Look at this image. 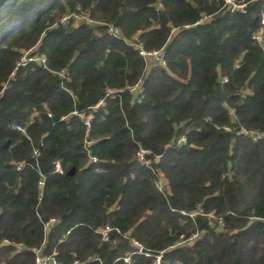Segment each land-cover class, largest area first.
Returning a JSON list of instances; mask_svg holds the SVG:
<instances>
[{
    "label": "trees",
    "instance_id": "trees-1",
    "mask_svg": "<svg viewBox=\"0 0 264 264\" xmlns=\"http://www.w3.org/2000/svg\"><path fill=\"white\" fill-rule=\"evenodd\" d=\"M233 1L244 11L222 0L0 2V264H35L34 249L56 264H152L133 241L162 251L160 264H264V40L252 39L264 0ZM78 6L96 22L61 23ZM138 30L165 67L145 72L128 42ZM25 51L45 62L16 68ZM140 78L135 102L125 87ZM74 111L92 113L89 127ZM198 205L224 228L180 212Z\"/></svg>",
    "mask_w": 264,
    "mask_h": 264
},
{
    "label": "built area",
    "instance_id": "built-area-1",
    "mask_svg": "<svg viewBox=\"0 0 264 264\" xmlns=\"http://www.w3.org/2000/svg\"><path fill=\"white\" fill-rule=\"evenodd\" d=\"M212 1H216V0H212ZM224 5L227 6L230 10H239V11H244V3H235L233 0H222ZM161 4L158 2L156 4V8H160ZM72 18L75 22H85V23H95L96 21L92 20L89 16V12L86 10H83L80 6H78L75 10L66 13L62 16L61 18V23L66 24L68 19ZM106 32L108 34L111 35H115L118 36L119 35V31L116 27H114L112 24H107V29ZM139 33L140 31L138 30L134 37L133 40H129V44L132 45L133 47L136 48L138 55H140L144 61V65H145V72H148L151 68L153 67H165L166 66V60H165V55H164V49L161 47L159 49L156 50H147L142 41H140L139 39ZM252 39L257 42L258 44L262 45L263 44V40H264V15H262L261 17V21H260V27L259 29H257L253 34H252ZM30 60H40L42 63L45 62V56L44 55H40V56H29V51H25L23 53V55L21 56V58L16 62V68L18 66H24L26 64L27 61ZM59 75L61 77H66V72L65 71H60ZM225 80V78L223 79ZM125 90L127 91V93L130 95L131 99L135 102H140L143 98V93H144V86H143V80L142 78H140L137 82H135L134 84L131 85H127L125 87ZM112 91H109V93H111ZM103 104V99H100L94 106H92V108H96L100 105ZM74 114L78 115L79 117H81L83 119V123L86 127H89V121L92 118V113H77V112H73ZM14 128L16 130H19L21 132H24L25 129L22 125H14ZM243 133L245 134H249L253 137V139H256L259 134L256 132H247L246 130H243ZM178 143H184L185 142V136L181 135L178 138ZM146 153V150L139 148L136 151V157L138 159V161H140L141 163H148L145 159H144V155ZM34 154H37V151H34ZM91 160L95 161L96 158L95 157H91ZM23 166L22 163H17L15 168L17 170L21 169ZM53 166H54V171L56 172H62L61 169V165L58 159H56L55 161H53ZM165 184L166 186V181L163 179V177L161 175H159V178L157 179V181L155 182L156 187L163 191L166 189V187H164V185L162 186V184ZM43 185V177H41L38 181V186L42 187ZM183 215H187L190 218H194L196 215H205L208 217V219L210 220L211 224H214L215 227L217 229H223L224 228V220L221 216H216L215 214L211 213H205L203 210V207L198 205L197 208L195 210L192 211H184L181 210L180 211ZM55 221L54 218H50L49 221L45 224V228L48 227L49 225H51L53 222ZM112 230V227L109 225H105L103 227H100L99 229H97V232L100 235V239L102 241H106L108 239L109 236V232ZM198 237V233H191L188 237H184V235H180L179 236V240L175 243L174 246H186L189 247L194 240ZM3 243L8 244L9 241L4 239ZM133 244L136 245L138 252L143 253L146 256H152V264H160L161 262V257H162V251H156V253H151L149 252V249H145L142 246H140L139 244H137V242L133 241ZM20 247L17 246V249H19ZM145 249V250H143ZM34 251L36 252V257H35V264H56L55 260L53 259L52 256H41L39 255L38 251L34 249ZM155 251V250H152ZM125 261H127V258H125ZM74 264H79L78 262H75Z\"/></svg>",
    "mask_w": 264,
    "mask_h": 264
},
{
    "label": "water",
    "instance_id": "water-1",
    "mask_svg": "<svg viewBox=\"0 0 264 264\" xmlns=\"http://www.w3.org/2000/svg\"><path fill=\"white\" fill-rule=\"evenodd\" d=\"M2 0H0V2H1ZM143 250H145V249H143ZM149 252H151V253H156V251H152V250H150Z\"/></svg>",
    "mask_w": 264,
    "mask_h": 264
},
{
    "label": "rangeland",
    "instance_id": "rangeland-1",
    "mask_svg": "<svg viewBox=\"0 0 264 264\" xmlns=\"http://www.w3.org/2000/svg\"><path fill=\"white\" fill-rule=\"evenodd\" d=\"M163 185H164V187H166L164 183L162 184V186H163Z\"/></svg>",
    "mask_w": 264,
    "mask_h": 264
}]
</instances>
